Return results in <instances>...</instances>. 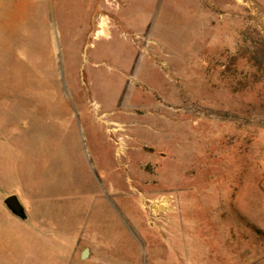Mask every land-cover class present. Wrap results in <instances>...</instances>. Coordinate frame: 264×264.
Listing matches in <instances>:
<instances>
[{
    "label": "rangeland",
    "instance_id": "374dc122",
    "mask_svg": "<svg viewBox=\"0 0 264 264\" xmlns=\"http://www.w3.org/2000/svg\"><path fill=\"white\" fill-rule=\"evenodd\" d=\"M256 32L264 0H0V264L78 235L89 264H264V68L230 61Z\"/></svg>",
    "mask_w": 264,
    "mask_h": 264
},
{
    "label": "trees",
    "instance_id": "16d2710c",
    "mask_svg": "<svg viewBox=\"0 0 264 264\" xmlns=\"http://www.w3.org/2000/svg\"><path fill=\"white\" fill-rule=\"evenodd\" d=\"M246 38L245 45H238L230 56L233 64L245 61L246 65L257 69L264 68V36L256 32L255 35Z\"/></svg>",
    "mask_w": 264,
    "mask_h": 264
},
{
    "label": "crops",
    "instance_id": "0c3cea01",
    "mask_svg": "<svg viewBox=\"0 0 264 264\" xmlns=\"http://www.w3.org/2000/svg\"><path fill=\"white\" fill-rule=\"evenodd\" d=\"M1 204L3 205V203L1 202ZM4 206V205H3ZM5 207V206H4ZM7 209V208H6ZM25 209V208H24ZM8 210V209H7ZM28 209L26 208L25 209V211H26V214H27V216H28V218L26 219V220H21V219H19V217H17V216H15L14 214H12V215H14L16 218H18L19 219V221H21V223L20 224H28L30 221H32V218L30 217V215H29V213H28V211H27ZM9 211V210H8ZM14 218V217H13ZM12 226L10 225V228H11ZM14 230V229H13ZM15 231V230H14ZM41 238H46V237H41ZM79 239H80V237H79V235H78V237L73 241V242H66V245H67V248L69 249V253H71V256H70V258L72 259V264H89V263H93V262H95V261H101V260H103V258H105V257H108V254L109 253H107L106 252V248H104V249H101V252H95V249H93L92 248V242H93V240H90V241H87V242H85L84 244L86 245L84 248H82V249H80V245H81V242L79 241ZM11 241V240H10ZM9 241V242H10ZM12 241H17L18 242V240H16V239H13ZM101 244L100 245H102V246H106L105 245V243H106V241L105 240H103V241H101L100 242ZM61 244H62V242H61ZM13 247L14 248H16V246H15V244H13ZM85 248H87V250H88V252H87V254L83 257L82 256V253H83V250L85 249ZM9 249H10V246H9ZM104 251V252H103ZM62 264H67L66 262L65 263H62Z\"/></svg>",
    "mask_w": 264,
    "mask_h": 264
},
{
    "label": "water",
    "instance_id": "95a60500",
    "mask_svg": "<svg viewBox=\"0 0 264 264\" xmlns=\"http://www.w3.org/2000/svg\"><path fill=\"white\" fill-rule=\"evenodd\" d=\"M2 203L12 214L19 217V219L26 220L28 218L26 211L19 202V197L16 194L8 195L4 200H2ZM87 252L88 250L85 248L83 250L82 256L84 257Z\"/></svg>",
    "mask_w": 264,
    "mask_h": 264
},
{
    "label": "bare ground",
    "instance_id": "6f19581e",
    "mask_svg": "<svg viewBox=\"0 0 264 264\" xmlns=\"http://www.w3.org/2000/svg\"><path fill=\"white\" fill-rule=\"evenodd\" d=\"M100 34H104V32L103 31H101V32H99ZM163 201H165V200H163ZM166 202V201H165ZM167 203V202H166Z\"/></svg>",
    "mask_w": 264,
    "mask_h": 264
}]
</instances>
